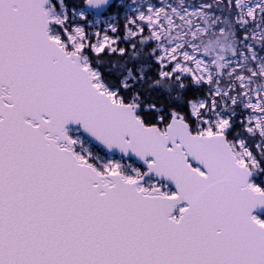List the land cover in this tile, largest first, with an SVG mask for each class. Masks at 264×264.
I'll return each mask as SVG.
<instances>
[{"label":"snow or ice","instance_id":"1","mask_svg":"<svg viewBox=\"0 0 264 264\" xmlns=\"http://www.w3.org/2000/svg\"><path fill=\"white\" fill-rule=\"evenodd\" d=\"M0 264H264V0H0Z\"/></svg>","mask_w":264,"mask_h":264}]
</instances>
